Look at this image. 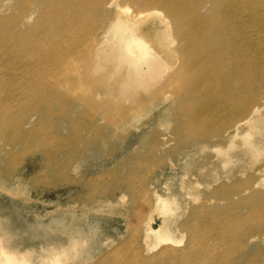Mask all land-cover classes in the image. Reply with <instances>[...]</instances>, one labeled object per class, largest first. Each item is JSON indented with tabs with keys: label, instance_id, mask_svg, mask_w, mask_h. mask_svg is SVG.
I'll use <instances>...</instances> for the list:
<instances>
[{
	"label": "bare ground",
	"instance_id": "obj_1",
	"mask_svg": "<svg viewBox=\"0 0 264 264\" xmlns=\"http://www.w3.org/2000/svg\"><path fill=\"white\" fill-rule=\"evenodd\" d=\"M109 1L112 0H16L17 17L12 20L0 8V186L5 184L8 192L15 193L18 180L24 183L20 176L25 170L35 172L29 183H40L61 166L60 175L66 179L63 188L73 186L76 191L71 197H81V202L117 203L126 197L125 192L109 189L114 181L107 185L103 175L86 177L84 182L80 173L76 174L75 166L84 151L80 141L87 139L83 130L91 126L83 108L86 94L81 83L87 79L85 72H80L83 64L90 63L92 71L102 74L99 60L105 62L108 74L117 76L118 84H124L127 74L133 71L138 74L136 84L145 87L155 78L164 77L157 94L163 88L165 95L171 92L173 97L192 96L197 104L189 111L191 122L208 123L216 117L222 133L230 125L232 136L243 119L234 118L256 110L257 91L264 88V81H259L264 75V60L253 54L252 43L253 37L260 40L262 36L259 31L257 35L250 32L247 24L257 20L259 27L264 26V0H133L145 6L139 10L127 3L118 4L111 25L126 37L116 56L113 51L100 52L99 45L91 43L94 28L100 31L95 9ZM149 15H163L158 21L168 26L164 39L155 31L156 18L140 23ZM41 39L44 45L39 43ZM171 43L173 47L169 48ZM257 46L260 50L261 45ZM151 47L154 52H150ZM46 48L49 51L44 55ZM157 52L162 56L161 65L151 61ZM7 71L10 75L5 77L2 72ZM111 91L106 87L103 92L110 97ZM257 118L251 115L246 122ZM95 121L94 116L92 122ZM249 134H245L243 142L248 149L256 150L258 145ZM227 146H233L231 138ZM35 156V161L27 162ZM25 161L27 165H23ZM40 166L44 169L39 170ZM240 196L230 198L229 206L223 209L210 203L229 198L210 194L194 197L202 201L191 207L177 228L181 230L177 236L164 219L159 226L152 222L153 212L168 213L175 201L172 196L156 194L155 209L145 217L139 235L147 247L139 245L136 234L134 239L121 238L113 248L114 255L124 254L120 264H264V253L247 246L255 236L248 237L243 232L247 215L264 218V192L255 198L258 204L245 197L250 209L245 204L238 209V215L231 216L237 212ZM70 215L79 223L76 212ZM123 220L128 223L129 217ZM80 239L74 234L66 243L53 241L62 252H54L50 264H70L65 248L79 253ZM104 261L107 259L97 263L107 264ZM0 264L30 262L24 252L18 254L1 242Z\"/></svg>",
	"mask_w": 264,
	"mask_h": 264
},
{
	"label": "rangeland",
	"instance_id": "obj_2",
	"mask_svg": "<svg viewBox=\"0 0 264 264\" xmlns=\"http://www.w3.org/2000/svg\"><path fill=\"white\" fill-rule=\"evenodd\" d=\"M15 2L0 0V8L6 10L11 20L17 17ZM121 3L138 10L145 7L136 5L133 0L105 2L101 8L95 9L100 31L94 28L91 40L94 47L99 45L100 52L113 51L115 56L126 37V33L111 25ZM156 10L160 11L157 8L153 11ZM162 16L149 15L140 23L156 18L155 31L164 39L168 26L164 27V22L158 21ZM259 26L257 20L250 21L247 29L255 35L260 32V40L253 37V54L264 60V26ZM39 43L44 45L46 42L41 39ZM257 44L261 45L260 50ZM172 47L173 43L169 44V48ZM151 48L153 51L150 52H154L155 49ZM48 51L46 48L44 55ZM151 58L152 62L161 65V53L157 52ZM104 63L99 60L102 74L92 71L90 63L81 65L83 70L79 68L87 78L81 87L86 94L83 108L91 126L83 130L87 139L80 141L84 151L75 170L84 179L100 174L107 177V185L113 180L109 189L125 192L126 197L117 203L107 200L89 204L81 202V197H71L76 191L73 186L69 190L63 188L66 179L60 175L61 166L57 167L58 172H51L52 177H43L40 183H29L34 170L23 171L20 179L25 181L18 180L17 187L13 189L15 193L8 192L5 184L0 186V243L4 242L18 254L24 252L30 264H50L54 252L61 250L53 241L66 243L74 234L80 236L78 247L82 250L77 253L71 247L65 248L70 264H98L102 258L107 259L104 261L107 264L122 263L124 254L114 255L113 248L121 238L134 239L136 234L139 238L145 217L155 209L156 194L172 196L175 201L170 212L162 215L153 212L152 222L159 226L164 219L171 231L179 236L181 230L177 228L189 215L191 207L202 201L194 197L210 194L229 198L210 203L223 209L229 206L227 201L241 195L237 201V212L230 213L234 216L245 204L250 209L251 204L244 201L245 197L258 204L255 198L264 192V128H261L264 126V88L257 91L260 94L254 100L256 110L234 118L243 119L232 136L230 125H226L222 133V125L216 117L213 122L192 123L189 111L197 104L192 96L180 94L173 97L171 92L165 95L161 88L159 97L157 88L165 81L164 77L155 78L145 87L136 84L138 74L133 71L127 74L124 84H118L117 76L108 74ZM77 72L78 68L73 70V74ZM2 73L5 77L10 75L8 71ZM259 81H264V75ZM106 87L112 88L110 97L103 92ZM251 115L257 116V120L246 122V117ZM94 116L95 123L92 122ZM247 132L250 133L249 138L257 143L256 150L248 149L243 142ZM230 138L233 146L228 147ZM29 160L35 161L36 156L28 158L27 162ZM252 193L254 197L249 196ZM77 204L81 207H76ZM73 212L80 218L79 223L70 215ZM127 216L129 221L125 223L123 219ZM244 223H247L243 230L245 235L255 236L247 246L251 251L264 253V218L247 215ZM152 241L153 238L148 242ZM139 245L147 247L140 238Z\"/></svg>",
	"mask_w": 264,
	"mask_h": 264
}]
</instances>
